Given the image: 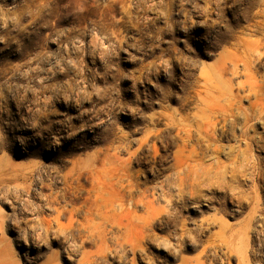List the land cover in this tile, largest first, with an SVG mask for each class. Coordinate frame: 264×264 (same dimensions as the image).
Masks as SVG:
<instances>
[{
	"label": "rangeland",
	"instance_id": "obj_1",
	"mask_svg": "<svg viewBox=\"0 0 264 264\" xmlns=\"http://www.w3.org/2000/svg\"><path fill=\"white\" fill-rule=\"evenodd\" d=\"M0 264H264V0H0Z\"/></svg>",
	"mask_w": 264,
	"mask_h": 264
},
{
	"label": "bare ground",
	"instance_id": "obj_2",
	"mask_svg": "<svg viewBox=\"0 0 264 264\" xmlns=\"http://www.w3.org/2000/svg\"><path fill=\"white\" fill-rule=\"evenodd\" d=\"M247 66L244 65V73L243 75H247ZM239 70L237 65H234L230 70V78L220 77L219 82L221 83V87L223 89L222 94L219 95L218 99L215 101L217 104H214L211 109H201V113L205 115V113L210 111L209 116L205 119V121L197 124L196 127L199 130V133L203 135L204 138L211 140L213 135V130L218 121H225L226 117L230 116L236 119L235 115H239L243 117L245 125H248L251 121L258 120L261 118L255 108L259 105V99L257 98V94L253 89L246 90L244 83L245 82H236L235 78L238 76ZM208 82V81H207ZM211 83V81H210ZM236 86V90L234 89ZM220 87V89H221ZM255 98V101L249 102V107L243 108L242 101L250 100L251 97ZM209 103L207 106H209ZM263 112L261 111L260 114ZM189 127V128H188ZM188 127L186 125L182 126L181 131L186 139L190 138L191 129L193 127L192 124L189 123Z\"/></svg>",
	"mask_w": 264,
	"mask_h": 264
}]
</instances>
